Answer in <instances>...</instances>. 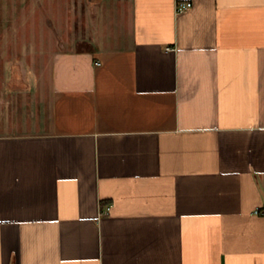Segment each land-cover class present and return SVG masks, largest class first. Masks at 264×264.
Masks as SVG:
<instances>
[{
  "label": "crops",
  "instance_id": "crops-1",
  "mask_svg": "<svg viewBox=\"0 0 264 264\" xmlns=\"http://www.w3.org/2000/svg\"><path fill=\"white\" fill-rule=\"evenodd\" d=\"M33 2L0 33L49 68L0 106V264H264V0H63L65 44Z\"/></svg>",
  "mask_w": 264,
  "mask_h": 264
},
{
  "label": "rangeland",
  "instance_id": "rangeland-1",
  "mask_svg": "<svg viewBox=\"0 0 264 264\" xmlns=\"http://www.w3.org/2000/svg\"><path fill=\"white\" fill-rule=\"evenodd\" d=\"M18 1V2H17ZM57 2V26L60 31V43L65 44L67 37L66 32L68 31L69 23L73 20L65 19V4L63 0H55ZM17 3V4H16ZM36 5L33 0H0V33L4 31V29H8L13 26V30L18 29H26L33 30L35 27L36 21L32 18V13L38 11L35 9ZM35 9V10H34ZM43 11V10H42ZM21 18V21L11 22V20H15ZM26 19V20H25ZM23 24L25 26H23ZM43 28H46L45 25ZM33 40V39H32ZM0 55V106L6 107L2 101H6L7 91L11 92L20 90L21 88H28L30 84H33V80L35 77L48 75L47 72L49 68L45 67H37L36 54L33 55L30 53H19L15 54H7L5 55L2 50ZM46 55L43 60H45V65H47ZM10 62L9 70H5V62ZM42 65V64H41ZM26 66H30V68H26ZM15 89V90H13Z\"/></svg>",
  "mask_w": 264,
  "mask_h": 264
},
{
  "label": "built area",
  "instance_id": "built-area-1",
  "mask_svg": "<svg viewBox=\"0 0 264 264\" xmlns=\"http://www.w3.org/2000/svg\"><path fill=\"white\" fill-rule=\"evenodd\" d=\"M191 6H192L191 1H189V2L177 1L175 3V7H174V13H177V14L182 13V12L188 10ZM98 64H99V62H98ZM109 210H110V206H107L103 213L107 214Z\"/></svg>",
  "mask_w": 264,
  "mask_h": 264
}]
</instances>
